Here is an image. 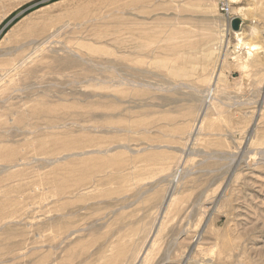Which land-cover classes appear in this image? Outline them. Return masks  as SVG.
I'll return each mask as SVG.
<instances>
[{
	"label": "rangeland",
	"instance_id": "1",
	"mask_svg": "<svg viewBox=\"0 0 264 264\" xmlns=\"http://www.w3.org/2000/svg\"><path fill=\"white\" fill-rule=\"evenodd\" d=\"M263 31L264 0H0V264H264Z\"/></svg>",
	"mask_w": 264,
	"mask_h": 264
},
{
	"label": "water",
	"instance_id": "2",
	"mask_svg": "<svg viewBox=\"0 0 264 264\" xmlns=\"http://www.w3.org/2000/svg\"><path fill=\"white\" fill-rule=\"evenodd\" d=\"M245 24H246L245 20L239 17H233L230 20L229 26L232 32H240Z\"/></svg>",
	"mask_w": 264,
	"mask_h": 264
},
{
	"label": "bare ground",
	"instance_id": "3",
	"mask_svg": "<svg viewBox=\"0 0 264 264\" xmlns=\"http://www.w3.org/2000/svg\"><path fill=\"white\" fill-rule=\"evenodd\" d=\"M235 35H238L239 33H234ZM252 51L256 50L257 48L255 46L250 47ZM15 62V61H14ZM14 64L11 63H6L3 67L0 68V74L4 75V74H8V72L10 73L11 70L14 68ZM6 77V76H5ZM10 77V76H9ZM8 77V78H9ZM1 80V79H0ZM4 118V114L0 113V119ZM2 125V122L0 120V126ZM87 152H83L82 154H86Z\"/></svg>",
	"mask_w": 264,
	"mask_h": 264
},
{
	"label": "built area",
	"instance_id": "4",
	"mask_svg": "<svg viewBox=\"0 0 264 264\" xmlns=\"http://www.w3.org/2000/svg\"><path fill=\"white\" fill-rule=\"evenodd\" d=\"M219 11L225 16V18L230 21L232 19V15L230 12V8L226 2L222 1L219 6ZM263 38H264V31H263Z\"/></svg>",
	"mask_w": 264,
	"mask_h": 264
}]
</instances>
